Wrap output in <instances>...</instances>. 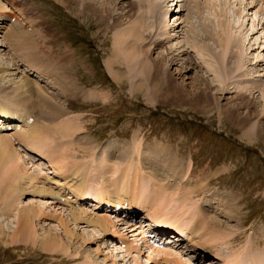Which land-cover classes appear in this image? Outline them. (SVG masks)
<instances>
[{"label":"rangeland","instance_id":"obj_1","mask_svg":"<svg viewBox=\"0 0 264 264\" xmlns=\"http://www.w3.org/2000/svg\"><path fill=\"white\" fill-rule=\"evenodd\" d=\"M73 1L75 4L68 5L57 0H0L1 5L10 9L9 14H17L16 22V17L10 14L13 29L25 33L19 39H10L9 29L12 26L2 25L5 30L0 33V40L5 39L6 43L0 48V62L3 67L10 65L8 68L11 69V76L5 78L0 72V86L4 88L0 90V97L9 96L12 102L25 104L26 108H22L27 109L28 114L40 122L50 117L41 110L46 106L53 122L60 123L63 120L65 125V122L71 121L75 128L71 135L60 131L44 139L46 141L42 145V153L46 156L38 153L49 159L52 166L49 163L46 166L40 160L34 165L36 157L31 159V164H21L30 175L37 176L35 187H47L54 190L57 196L63 197L65 195L60 190L68 185L72 196L66 197L68 203L64 202L65 206L61 204L64 207L50 200L62 198L36 194L28 185L25 187L28 192L20 197H9L7 173L10 174V171H0V230L4 233L0 236V264H169L172 258L170 255L158 258H153V255L149 263L145 262L149 256L147 250L146 254L136 253L135 249L128 251L129 248L123 249L118 245V253L116 245L111 246L110 243L117 238L124 239L126 230L112 240L109 239L111 233L119 230L105 234L82 221L77 225L70 221V207L77 211L82 209L88 213L87 216H95L93 205H87L83 200L73 205V196L76 195L73 194L72 186L81 183L84 175L82 171H87L85 190L86 196H90L100 192L104 184L121 179L123 173L131 169L139 171L134 172L131 179V184L133 180L137 182L140 179L138 199L143 197L144 200L150 199L148 203L151 200L158 202L153 206L157 212H163L164 220L172 221L175 225L197 228L198 221L202 219L205 221V224L202 222L204 229L197 228L202 231L201 239L199 235L196 237L199 239L195 240L197 242L210 240L213 233L221 235L219 241H213L214 248L211 244L206 246L215 254L211 255L210 251L209 255L201 256L208 263L192 260L191 254H183L177 247H166V253L179 255L184 260L183 264H264V24H261L264 7H255L254 0H238L239 6L235 0H167L165 9H161L157 16L155 6L160 0H120L121 5L125 6L132 1L135 7L125 16V12L110 6L115 16H122L123 23L106 29L107 24H114L112 18L98 25L95 19L90 18L95 14L88 15L86 12V16H78L77 10L79 12L83 7H77L78 0ZM101 1L90 0L97 6ZM210 1L217 9L205 8V4ZM197 4L203 8V13L195 16L197 20H214L219 17L222 25L218 27L214 23L208 30L199 27L192 17L194 15L190 16V10L194 9L196 13L194 7ZM165 10H169L167 15ZM96 16L101 19L106 15ZM179 16L181 18L177 22H184L181 25L175 23ZM189 16L195 22L197 35L202 37L201 40L191 33V42L210 46L220 55L227 50V61L238 60L241 65L239 76L244 73L250 74L251 78H245V81L239 83L226 82V86L233 84L246 89L221 91L218 87L220 83L211 81L213 76L206 74V69H201L198 64L182 68L179 65L170 66L171 59L167 58L171 54L166 55V48L171 46L176 51L174 53L179 54L175 48L179 43L178 48L188 47ZM228 19L231 25L227 29ZM130 30V39L141 35L147 38L152 36V40L148 38L147 43L143 42L140 48V51L152 50L149 53L151 60H147L146 70L143 66L138 82H130L125 77L115 81L107 71V64L112 60L120 62L114 66L117 72L122 71L119 74L132 72V65L127 64V57L122 52L120 54L117 44L118 36ZM167 33L175 36L167 40L164 36ZM207 33L215 35V41L220 37L221 42L214 44L212 39L206 42L204 37ZM156 38L164 43L161 48L154 50L151 43ZM226 38L231 39L227 49ZM130 39V45L136 46L137 42ZM192 53L196 52L188 51V54L180 56L183 60L189 61L193 57L198 61L197 53ZM159 55L167 56L166 69L171 78V81L162 78L164 87L159 85L162 94L153 89V65ZM185 68L191 71L185 74ZM36 69L49 71L48 79L42 72L37 73L40 78L36 76ZM232 69L236 71L231 66L226 74ZM255 77H259L258 80ZM25 85L24 89L19 90ZM27 88L32 92L21 94L28 91ZM171 90L172 95L168 96ZM15 111L16 115H22L18 113L19 110ZM28 150L36 152L34 149ZM61 153V162H65L63 165L60 162L56 164L54 156ZM58 166L63 168L64 175L59 173ZM114 169L117 173H114ZM76 173H80L81 177L75 176ZM64 176L69 177L67 182ZM71 176L74 179L70 180ZM160 185H164L163 190ZM116 189L117 185L107 187L112 192ZM127 190L133 192L131 188ZM165 193L169 195L164 196ZM13 199H18L16 207L12 211L6 209V205ZM116 199L114 197L111 200ZM27 205L37 208L41 206L45 214L52 213L55 218L69 221L75 237L80 236L86 242L65 236L58 219H50L47 215L35 222L37 237L40 238L35 242L26 241L21 230V233L15 234V228L18 223L17 213ZM159 224L171 228L166 222ZM175 225L174 228L181 227ZM186 227L174 230L190 234ZM55 235L61 239L64 249H44L41 238L45 240ZM12 236H17L19 241L12 242ZM142 245L145 246L143 241ZM66 248L69 249L68 253L63 252Z\"/></svg>","mask_w":264,"mask_h":264},{"label":"bare ground","instance_id":"obj_2","mask_svg":"<svg viewBox=\"0 0 264 264\" xmlns=\"http://www.w3.org/2000/svg\"><path fill=\"white\" fill-rule=\"evenodd\" d=\"M57 1H60L61 3H66L68 5H72L73 3L75 4V1H73V0H57ZM166 2H167V0H164V1L163 0H160V3L156 4L155 10L158 11V12H156L157 16L160 15L161 9H163V8L165 9L164 4ZM250 3L252 4V2H250ZM210 4H211V1L208 4H205L206 5L205 8L206 9H209L211 7L212 9H217L216 6L214 5V3L211 4V5ZM241 4L243 5L244 3H241ZM13 5H15V4H13ZM79 6L80 7H83V9L81 11H79V12L77 10V15L78 16L79 15L82 16V14L85 15L86 12H87L88 15H90L91 13L92 14H95L93 16L91 15L92 17H90V18L95 19V21L98 22L97 23L98 25L99 24H104L105 21H109V19L112 18L114 20V22H113L114 24L113 25H111V24H107L106 25V29H109L111 27H114V26H117L118 24L123 23L122 22V16H120V17H117V15L115 16L113 14V11L110 9V6H114L116 8H119L120 11L123 12V13L125 12L126 13L125 16H127L129 14V12L135 7V3L131 1V3L129 2V4H127V6H125L124 4L121 5V1L120 0H102L101 3H100V5L97 6L95 3L90 2V0H78L77 7H79ZM126 8H129V9L126 10ZM181 8L183 9V7H181ZM194 8H196V13H195V10L194 9L193 10H190V16L192 14L194 15L192 17L194 18L195 22H197L198 25H199V27H201L203 30L210 29L211 28L210 25L213 26L214 23H216L218 25V27H220L222 25V22L220 21L219 17H215L214 20H211L209 18H204L202 20H197L195 18V16L197 14L203 13V8L201 7V4H197V6L194 7ZM6 10H8V11H6ZM9 10L10 9H8V7H5V5L4 6L1 5V2H0V28H1L0 29V33L5 30V29H3L5 27L2 28V25L3 24L10 25V26H12L11 27L12 29H9L10 39L11 38L12 39H14V38L15 39H19L20 37L25 36V33H22V31L20 29H13L14 23H11V20H12L11 16L16 17L15 19H18V17L16 16V14H13V13L12 14L10 13L11 14V16H10ZM14 10H16V9L14 8ZM165 11H166V14L165 15H167L169 13V10H165ZM6 12H7V14H6ZM179 12L181 13L182 11H179ZM3 13H5V14H3ZM1 14H3V15H1ZM226 14H227V12H226ZM96 15H106V16L104 18H101L100 19ZM163 15H161V16H163ZM190 16H189V20H188V23H189L188 24V29H190V30H188L189 31V33H188L189 34V37L187 39L188 40L187 41L188 42L187 43L188 47L185 48V47H182V45H180V47H182V48H178L179 47V44H181V43H179L178 44V47H175V48H177V51H179V54L174 53L176 51L174 49H172L171 46L169 47V49L166 48L167 49L166 50V55L171 54V57L170 58L169 57L167 58V59H171V62H170L171 65L170 66H172V65H174V66L175 65H179V67L182 68V67H186V65L190 66L191 64H194V65L195 64H198V66L200 65L199 67L201 69L202 68H205L206 69V74L209 73V74H211V76H213V79L211 81H215V82L220 83L218 85V87L221 89V91L230 90V89L231 90L246 89V88H243V87L242 88H238L239 87L238 85H233V84H229V86H233V87L226 86V82H238L239 83L241 81L242 82L245 81L246 80L245 78H247V79L248 78H251L250 77L251 76L250 74L247 75V74H244L243 73L242 75L239 76V72H240V69H241V65L238 62V60H233V61H230V62L227 61L228 60L227 59V56L228 55L226 56L227 50H225L226 52L224 51L223 53H221L222 55H220L218 52L213 51V49L210 46H205L203 44H201L202 46H200V44H198V43L196 45V44H193L191 42V40H190L191 33H192V36L193 37L197 36L201 40H202V37L197 35V32L195 31V28H194L195 22L193 21V18L190 19ZM180 18L181 17L179 16V17H177L175 19V23L176 24L178 23L177 21ZM175 23L173 25L171 24V26L174 27ZM181 23H184L183 20H182V22H179L178 24L181 25ZM226 23H228L227 26H226V28L228 29L230 27V25H231V20L228 19V21ZM168 25H169V22H168ZM252 31H254L253 28H252ZM131 32H132V30L127 31V32H125V31L122 32V36H118L121 39L120 38L118 39L119 40L118 41L119 43H117V44H119V49L118 50L120 51V54L122 52V53H124L126 55L127 60H128L127 61V64L128 65H130V64L132 65V72L129 74V73H127L125 71L122 74H119V72L121 70L117 72V70L114 68V66H115L116 63H119L120 64V62H118L117 60H115V61L112 60L110 63L107 64V71L109 72V74L112 77V79L115 80V81H119L122 77H125V78L129 79L130 82H138L140 80V76H141L140 74H141V71H142L143 66L145 64H148V62L151 60L150 59L151 57L149 56V53L152 50L150 51L149 49L148 50H145L144 49V50L140 51V48L142 49V45L141 44H143V42L145 43L148 38L149 39L151 38V40H152V36L149 35L148 38H147L146 35H141V37H139V38L136 36L133 39H130V37L128 35L131 34ZM167 34H164L165 39L167 38V40L169 38L172 39V37L175 36L173 34L171 35L170 33H167ZM214 36L215 35H211V34L207 33L206 36L204 37V39H205V41L208 40V39H212L214 44L216 42H218V41L221 42L220 41V37L217 38V39H219L218 41H215L213 39ZM129 39L131 41L137 42L136 46H134V45L131 46L130 43H129L130 42ZM157 39L158 38H156V40L152 41V43L149 42L147 45H149L151 43L152 44L151 46L154 47V50H156L159 47L161 48L163 46V43L164 42L159 41ZM4 40H0V48H2L5 45L6 42ZM160 40H162V38H160ZM230 40H228V38L225 39V43H226L225 45L227 46L226 49L228 48V45H229ZM16 51H18V50H16ZM188 51H194V52H196L197 53V57H198V59H197L198 61H195L196 58H193V57L189 61L188 60H183L182 59L183 57H181L180 55L181 54H184V55L185 54H188ZM0 53H1V51H0ZM118 54L119 53H117V55ZM192 54H194V53H192ZM117 55H115V56H117ZM166 55H159L157 57L156 62L153 65V69H154V76H153V80L154 81L153 82L155 83L153 85V89H154V91L157 90V93L158 94H162L161 91H159V85L161 84L160 86H163L164 87V83H163L164 81L162 80V78L163 77H166L165 78L166 80L171 81V78L169 76V71H167V69H166V66H167V61H166V57L167 56ZM4 56H6V55H4ZM221 56H224V58H221ZM234 56H236V55H234ZM116 59H117V57H116ZM5 60H7V58ZM147 60H149V61H147ZM3 66L4 65L2 64V62H0V72L3 74V76H5V78L11 76V72H10L11 69L8 68V67H10V65L7 66V67H3ZM231 66H234L236 68V71H234V69H232L228 74H226L228 68H230ZM146 69H147V65L144 66V70H146ZM243 69L244 68H242L241 71H243ZM183 71L185 73V72H189L191 70L185 68V69H183ZM41 72L44 74V77L48 79V77H49V71H44V69H43V71L42 70H36V74L37 73H41ZM130 75H131V77H130ZM234 77H235V79L232 81V79ZM257 78H259V77H255V79H257ZM262 85H264V84H262ZM26 86L27 85L21 86L19 88V90L24 89ZM262 89H264V87H262ZM0 90H4V88L2 86H0ZM27 90L28 91L25 90L26 92L23 91L21 94H25V93L32 92L30 90V88L29 89L27 88ZM167 94H168V96H171L172 95V90L170 92H168ZM262 94H263V97H264V91H263ZM27 100L30 101L29 99H27ZM22 107L26 108V105L25 104H20V102L19 103L12 102L9 96L0 97V123L3 126L7 127L9 125V123L4 124L3 120H11L10 123H11V125H12V127L14 129V132H12V134H10L8 132H3L6 129H0V171H2V172H4L5 170L10 171V174L7 173L9 175V184H10L9 185V188H8V190H10V193L8 195H9V197H20L22 194L28 192L27 191L28 189L25 188L26 185H28L29 189H32L33 192L36 193V194H39V195L40 194H43V196H44V194H46L48 196H54V195H56V198H58V197L61 198V195L57 196V194L54 192V190L51 191V189H48L46 186L45 187L47 189L45 187H44L45 189H41L43 187L40 188L39 185H38L39 188L38 187H35L36 184H34V181H35V178L37 179V176L35 177V176L30 175L28 173V171H26V170L23 169V166L21 164H23L25 162L31 164V159L32 158H35V156H33V157L30 156V153L29 152L27 153L26 149H34V151H36L37 153L40 152L42 155H45V154L42 153V149H43L42 148V145L48 139L49 136H51V135H53V134H55L57 132H60V131L62 133L63 132L64 133H67V135H71V134L74 133L75 128L71 124V121H70V123L65 122V125H64V121L63 120L60 123L53 122V118H52L51 114L46 110V106L43 107V108H41V110L43 111V113H46L50 117L49 118L45 117L44 121H42V122H40L38 119H36L33 115H29L28 114L29 112H28L27 109H26L27 110V113H26V110L23 109ZM15 109L19 110L18 113H21L22 115H20V116L19 115H16ZM30 116H33L35 118V119L33 118L34 121L32 123L28 121V117H30ZM47 123H52V124H47ZM258 128L261 129V127L259 125H258ZM5 133H7V134H5ZM257 133H261V132L258 131ZM44 139H46V140H44ZM17 146L20 147L19 148V151H18V147ZM20 151H22L24 155ZM57 154H59V153H57ZM57 154L54 155L56 157L55 159L57 160L56 161L57 163L56 162L55 163L56 164H60L61 163V165H63V162L64 161L61 162V160H63V158L62 159L60 158V156L61 157L63 156L62 153L60 155H57ZM26 159H27V161H26ZM28 160H29V162H28ZM39 160L40 159H37L36 158L35 161H34V165L37 164L38 162H40ZM54 160H53V162H54ZM58 162H60V163H58ZM29 164H27V165H29ZM31 166H30V168H31ZM55 167H56V165H55ZM59 167L60 166H58L57 168H59ZM62 170H63V168H59V173L64 175V171L62 172ZM55 172H56V170H55ZM115 172H116V170L114 169V173ZM80 173H81V170H80ZM82 173H84V172L82 171ZM68 176H64V180L66 182H67L66 179L67 178L69 179V177H70V176L69 177ZM46 180L48 181V179H46ZM59 185H61V184H59ZM157 185H155V187ZM43 186H44V184H43ZM163 186L164 185H160V188L162 187L161 190H163V188H164ZM72 187H73V192H74L73 194H75L76 197L77 196L82 197V195H83V185H82V183H79V185H75V186H72ZM158 192L160 193V191H158ZM96 194L99 195V197H97L99 202L101 200H103L104 198H106L108 201L111 200V198L109 197L108 191L102 190V191H100V192H98ZM125 194L126 195H122L121 196V195L118 194L117 196H115V198H117L119 200L116 199V200H114V202L126 201V202L130 203V205H132L134 203H137V200L140 199V198L138 199V195L134 194V191L132 193H129V190H127V187L126 186H125ZM130 195L132 197H130ZM68 198H70V196H68ZM99 198H101V199H99ZM141 198H143V197H141ZM127 199H128V201H127ZM154 199H156V198H154ZM140 200H142V199H140ZM140 200H139V203H141L142 206H143V209L146 210L147 209L146 202H147V200H150V199H145L146 202L144 201V199L142 201H140ZM17 201H18V199H13L12 201H9V203L6 205V209H8V210L11 209V211H12L16 207V204L15 203H17ZM65 202L68 203V201H65ZM156 203H158V202L153 203V205L155 206ZM64 206H62V207H64ZM132 206H134V205H132ZM67 209H69V208H67ZM161 213H163V212H161ZM202 213L204 214L203 211H202ZM17 214H18V217H17L18 218V223H17V226L15 228V234H17L18 232L19 233L22 232L21 235H24L23 238L25 237L24 239L26 241L31 240L32 242H35V241H37L38 238H40V237H37V233H36V229H35V222H36V220H40L43 216H46V215H47L46 217H48L50 219L51 218H53V220L54 219H58L59 225L62 228L65 236H68V237H70L72 239L75 237L74 232L71 231V229H70V225L68 223L69 221L66 222V221H64L63 218H59V217H56L55 218V216L52 213L45 214L44 213V210L41 208V206H38V208H37V206H34V205H32L31 207L28 206L23 211L20 210ZM87 214L82 209L80 211H77V210H75V209H73V208L70 207L69 214L68 215L70 217V221L73 222L74 225H77L78 223H80L82 221L83 223L87 224L88 226H92V227L98 228L99 230H101L105 234H109L111 232V230H119V226H121V224H122V223H120L121 222L120 219L117 218V217H115V216L114 217H112V216L106 217V216H103V215L102 216H98L96 214H95V216H92V215L87 216ZM155 214L153 212H149V210H147V212L145 211L144 220L147 221V225L149 227H151L152 225L159 226L160 225L159 224L160 222H165V221H162L158 217L159 216L158 215L159 213L158 214L155 213ZM161 216L163 217L164 214H161ZM207 216H209V215H207ZM207 219H208V217L206 218V220ZM170 220H172V219H170ZM167 221H169V220H167ZM202 222H204V224H205V221H203L202 219H200L198 221L197 228L200 227V228L204 229ZM209 222H210V224L213 225V223L211 221H209ZM166 223H167V225L170 224L168 222H166ZM207 223H206V225H207ZM173 225H175V224H170V227L173 228V229H175V230L182 229L183 228V227L174 228ZM160 226H163V225L161 224ZM197 228H195V227L192 228L191 227L192 230L189 229L187 231L190 232V234H191L192 231L195 232V229L197 230ZM20 230H21V232H20ZM126 231H131V230H126ZM141 232L142 231L140 230V233ZM177 232H179L181 234H184L186 236V240L184 242H185V247H186L187 250H190L191 251L190 248H192V251H194L195 249H198V248L203 247L204 250H205L203 252V255L204 256H205V254H208L210 251H212L211 249L208 250L206 246H208V244L209 245L211 244V246H212L213 241H217V240L219 241L220 238H221V235H219L217 233H213L211 235V239L210 240L205 239L204 242H202V241L197 242V241H195L193 239L192 235L189 236L187 233L183 232L182 230H178ZM117 233H120V232L117 231ZM1 235H4V233L0 230V236ZM19 236H20V234H19ZM77 239L81 240L82 243L86 242V239H84V238H82L80 236L75 237V240H77ZM120 239H122L123 241H125L123 239V237L120 238ZM11 240H12V242L19 241V239H18L17 236H12L11 237ZM114 240H116V239H114ZM141 240L143 241L142 238H141ZM40 241L43 243L44 249H46L48 251H56V250L64 249L63 244H61V239L57 235H55L54 238L47 237L45 240L41 238ZM210 241H212V242H210ZM144 242H146V239H145ZM112 244L116 245L115 246V248H116L115 250H117L118 253H119L120 252L118 250V247H119L118 245L119 244L117 245V242L116 241L113 242ZM125 245H126V243H125ZM144 245L146 246L145 243H144ZM128 248H129L128 251H130V249L132 247L129 246ZM149 248H151V247L149 246ZM146 249H147V251L149 253V256L145 260V262H147V263H149L151 261L153 255L155 256L153 258H158V257L163 256V255L164 256L170 255L172 258H170L169 264H183L182 262L184 260L182 259V257H178L179 255L173 256L172 254L166 253V251H164V250L162 251V250H158V249H156V250L149 249L148 250V246H146ZM128 251H126V252H128ZM183 251H185V249H183ZM63 252L68 253L69 252V249L66 248ZM186 252L188 253V251H186ZM210 254L212 255V254H215V253H214V251H212V252H210ZM225 264H227V263H225Z\"/></svg>","mask_w":264,"mask_h":264}]
</instances>
